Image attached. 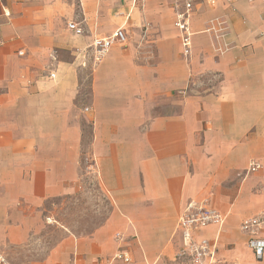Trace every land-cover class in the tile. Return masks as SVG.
Segmentation results:
<instances>
[{"label": "crops", "instance_id": "0c3cea01", "mask_svg": "<svg viewBox=\"0 0 264 264\" xmlns=\"http://www.w3.org/2000/svg\"><path fill=\"white\" fill-rule=\"evenodd\" d=\"M193 2L185 56L173 0H0V252L12 264H194L180 217L201 201L224 218L194 233L216 264H264L241 229L264 211V4ZM118 29L126 42L94 65L93 39ZM89 177L110 210L76 237L50 221ZM49 230L60 239L39 261L18 258ZM122 252L130 263L113 260Z\"/></svg>", "mask_w": 264, "mask_h": 264}, {"label": "built area", "instance_id": "2783aa9c", "mask_svg": "<svg viewBox=\"0 0 264 264\" xmlns=\"http://www.w3.org/2000/svg\"><path fill=\"white\" fill-rule=\"evenodd\" d=\"M176 8V28L181 34V42L183 54L189 56L192 49V31L191 17L194 12L193 0H173ZM264 4V0H262ZM223 23L213 22L209 32L214 33L218 38H221L223 31ZM68 29L77 36H83L85 30L77 23L70 22ZM127 40L123 29L116 30L111 36L104 38H94L89 46L93 53L94 65L100 63L109 53L110 49L115 44L125 43ZM2 42L0 41V47ZM222 52V50H220ZM51 78H55V74H51ZM261 169L260 164L253 162L250 167L251 172H256ZM224 218L220 212L210 208L207 201L190 202L180 217V227L182 230L184 248L190 253L191 260L194 264H216L215 248L210 245L208 240L203 239L195 241L194 233L209 225H221ZM264 227V211L242 223L241 229L244 233L251 236L249 240L250 248L255 252L256 258L262 260L264 254V239L258 237L260 230ZM114 261L130 263L131 258L126 253H118ZM0 264H12L9 259L0 252Z\"/></svg>", "mask_w": 264, "mask_h": 264}, {"label": "rangeland", "instance_id": "374dc122", "mask_svg": "<svg viewBox=\"0 0 264 264\" xmlns=\"http://www.w3.org/2000/svg\"><path fill=\"white\" fill-rule=\"evenodd\" d=\"M54 206H51L53 208ZM110 205L103 197L94 177H89L88 189L68 202L56 204L54 218L50 221L59 228L64 227L76 237L90 235L106 219ZM61 226V227H60ZM60 239V233L49 230L43 236V243L37 246L40 251H21L18 258L25 263L39 261L46 250ZM40 244V243H38ZM217 264H225L218 261Z\"/></svg>", "mask_w": 264, "mask_h": 264}]
</instances>
